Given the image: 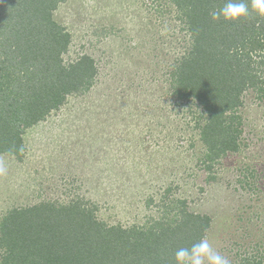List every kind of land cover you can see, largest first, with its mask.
I'll return each instance as SVG.
<instances>
[{
    "label": "rangeland",
    "instance_id": "rangeland-1",
    "mask_svg": "<svg viewBox=\"0 0 264 264\" xmlns=\"http://www.w3.org/2000/svg\"><path fill=\"white\" fill-rule=\"evenodd\" d=\"M52 19L69 35L62 66L88 57L94 77L24 130L20 158L0 155L4 176L13 177L8 207L80 202L97 221L124 229L175 224L184 210L210 218L204 237L231 264H264L258 88L242 92L235 111L237 150L208 161L206 112L174 94L190 38L171 0H65ZM2 254L0 247V263Z\"/></svg>",
    "mask_w": 264,
    "mask_h": 264
},
{
    "label": "trees",
    "instance_id": "trees-1",
    "mask_svg": "<svg viewBox=\"0 0 264 264\" xmlns=\"http://www.w3.org/2000/svg\"><path fill=\"white\" fill-rule=\"evenodd\" d=\"M64 1L0 0V155L20 158L24 130L68 94L86 90L94 77L88 57L62 66L69 35L52 13ZM171 2L182 11L190 38L173 74L174 94L193 98L206 112L200 139L212 162L238 148L233 123L242 92L258 88L264 96V18L251 12V0L249 16L237 23L212 19L224 0ZM180 213L175 224L124 229L97 221L80 202L11 209L0 219V264H176L175 252L210 227L208 216Z\"/></svg>",
    "mask_w": 264,
    "mask_h": 264
},
{
    "label": "clouds",
    "instance_id": "clouds-1",
    "mask_svg": "<svg viewBox=\"0 0 264 264\" xmlns=\"http://www.w3.org/2000/svg\"><path fill=\"white\" fill-rule=\"evenodd\" d=\"M249 4L246 0H224L222 5L210 14L214 21L237 23L249 16ZM251 12L264 18V0H251ZM5 169L0 166V173ZM176 264H231L230 260L214 250L209 240L204 237L190 247H181L175 252Z\"/></svg>",
    "mask_w": 264,
    "mask_h": 264
},
{
    "label": "crops",
    "instance_id": "crops-1",
    "mask_svg": "<svg viewBox=\"0 0 264 264\" xmlns=\"http://www.w3.org/2000/svg\"><path fill=\"white\" fill-rule=\"evenodd\" d=\"M15 160H17L16 159V157H14V156H12ZM0 166H2L4 169H5V171L7 172V165H6V163L5 162H3V161H0ZM5 171L3 172V173H0V215H5L7 212H5L6 210H11V208H9L8 207V205H7V198L9 197H6L7 195H8V193H9V185H10V183H11V180L13 179V177L12 176H10V177H5L4 176V173H5ZM11 195V197H13V199L16 201V200H18V196H13V194H10ZM22 199V198H21ZM39 203V202H38ZM33 205H30V206H26V207H23V208H27V207H32ZM35 206V205H34ZM14 209L15 208H17L16 206L15 207H13Z\"/></svg>",
    "mask_w": 264,
    "mask_h": 264
}]
</instances>
